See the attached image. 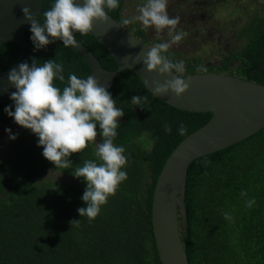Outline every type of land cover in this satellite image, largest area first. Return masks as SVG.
I'll return each mask as SVG.
<instances>
[{
    "label": "trees",
    "instance_id": "trees-1",
    "mask_svg": "<svg viewBox=\"0 0 264 264\" xmlns=\"http://www.w3.org/2000/svg\"><path fill=\"white\" fill-rule=\"evenodd\" d=\"M240 1L168 0L169 16L180 17L177 30L187 33L181 42L191 41L196 50L209 43L215 50L211 61L169 49L166 55L184 61L183 77L199 72H229L264 85V9L257 6L245 23L235 20L225 28L215 20V9L235 4L234 10L240 11ZM52 3L44 0L39 22H43V13ZM123 10L124 0H120L119 7L107 12L120 24ZM29 28L25 30L24 62L31 64L35 58L41 63H58L70 58L69 67L76 73L82 70L80 56L58 39L34 50ZM123 28L147 45L162 42L138 22ZM163 31L167 33V29ZM74 35L103 68L116 69L114 59L90 31ZM20 49L19 43L0 45V72L15 62ZM238 61L241 66L230 70ZM201 67L206 71L197 70ZM63 70L67 79L71 73L67 68ZM54 85L61 89L66 86L58 79ZM108 91L117 107L125 111L120 118L126 121L119 120L114 143L124 146L129 156L127 180L115 195L109 196L95 219L80 217L77 209L86 206L81 200L86 185L83 178L73 174L85 160L98 159L94 142L72 153L70 164L62 167L42 155L37 136L29 129H14L17 139H9L0 158V264H161L151 222L156 180L174 148L205 125L211 114L185 112L163 103L128 69L116 76ZM133 96L148 97L145 109L131 104ZM12 104L0 103V123L13 120L4 112L5 106ZM180 122L187 127L186 136L177 134ZM164 123L172 125L171 134L163 131ZM97 132L98 141V126ZM45 170H55L66 179H45ZM242 191L246 197L241 196ZM253 197L256 203L247 208L245 201ZM185 206L188 228L180 229V234L189 264H264V128L193 161L187 172ZM225 212L232 216L231 221L224 218ZM76 220L78 224H71Z\"/></svg>",
    "mask_w": 264,
    "mask_h": 264
},
{
    "label": "clouds",
    "instance_id": "clouds-1",
    "mask_svg": "<svg viewBox=\"0 0 264 264\" xmlns=\"http://www.w3.org/2000/svg\"><path fill=\"white\" fill-rule=\"evenodd\" d=\"M119 3L120 0H53L51 7L43 13L42 23L33 18L30 7H22V12L24 20L30 25L29 39L34 50L38 51L57 39L64 47L77 46L74 34L88 33L96 21L106 22L107 10L116 9ZM167 5L168 0H146L138 8V15L122 18L118 27L140 22L145 30L150 27L157 32L167 29L169 40L156 43L127 59L132 65L142 62L149 72L158 71L161 75L172 77L162 84L154 81V89L147 85L154 97L167 96L171 92L175 98H180L190 87L182 75L185 63L183 60L174 61L166 53L187 33L177 30L180 17H170ZM197 70L206 71L203 67ZM63 71V66L55 60L41 63L35 58H32L31 64L25 61L11 69L7 79L15 88L10 94L13 104L5 106L4 112L16 124L35 134L37 146L43 149L42 155L62 167L70 164L68 158L72 153L81 152L89 143L96 141L99 127L101 140L96 143L95 150L98 159L85 160L73 174L76 178H83L86 185L81 196L86 206L78 208L77 212L80 217L92 220L100 213L109 196L115 195L119 185L128 178L125 169L129 156L124 146L114 143L119 118L124 116L125 111L117 107L111 93L91 75L80 78L71 74L67 83L64 81L66 86L62 89L55 86L54 80H64ZM147 100V96H133L131 104L145 109ZM162 127L166 134L172 133L171 124L164 123ZM176 131L178 135L186 136L188 130L180 122ZM5 132L10 140L17 139L18 134H13L10 128H6ZM241 196L246 197L247 193L242 191ZM255 203L253 197L245 201V206L251 208ZM223 215L226 220H232L229 213ZM73 223L78 224L79 220Z\"/></svg>",
    "mask_w": 264,
    "mask_h": 264
},
{
    "label": "water",
    "instance_id": "water-1",
    "mask_svg": "<svg viewBox=\"0 0 264 264\" xmlns=\"http://www.w3.org/2000/svg\"><path fill=\"white\" fill-rule=\"evenodd\" d=\"M43 2L44 0H0V45L7 42L21 45L15 62L0 72L1 104L13 103L10 94L15 88L7 77L11 69L24 62L27 48L25 30L29 23L24 20L22 7H30L33 18L37 19ZM107 16L106 22H94L90 33L114 59L115 70L103 68L99 59L81 42L78 41L75 47L70 46L89 66V75L95 77L100 86L109 90L116 76L125 69L138 76L149 91V88L154 89V81L162 84L172 78L161 75L158 71L149 72L142 62L132 65L127 57L149 47L123 27H118L120 24L108 12ZM131 44L136 46L129 47ZM239 66L240 61L233 63L230 70ZM183 78L190 87L180 98H175L171 92L167 96L155 98L181 111L210 113L211 118L174 148L157 177L152 197L151 222L161 264H189L180 229L188 228L185 188L190 164L200 157L228 148L264 128L263 84L245 80L229 72H199ZM60 81L67 83L65 77ZM10 123L8 121L4 124Z\"/></svg>",
    "mask_w": 264,
    "mask_h": 264
},
{
    "label": "rangeland",
    "instance_id": "rangeland-1",
    "mask_svg": "<svg viewBox=\"0 0 264 264\" xmlns=\"http://www.w3.org/2000/svg\"><path fill=\"white\" fill-rule=\"evenodd\" d=\"M171 0H169L170 2ZM146 3V0H124V10H123V17H131L134 15H138V8L143 6ZM239 5L242 7L240 11H235L233 5H227L228 8L220 7L215 9V20L218 24H221L223 28L232 24L235 20L239 22L242 21L245 23L248 18H250L251 12L254 11V8L259 6L261 9H264V0H241ZM238 5V6H239ZM253 16V15H252ZM241 22V23H242ZM140 23V22H138ZM150 33L156 34L157 37L166 33L165 31L157 32L154 27L148 28ZM153 36V35H152ZM192 42L189 40H185V43L181 42L179 47L174 45L173 50L175 53H179L181 55H192L194 57H201L203 60L209 59L211 61L214 60L215 50L213 47L210 46L209 43H204L200 46L199 50L193 49ZM21 127L20 125L16 124L15 122H11L9 125L1 124L0 125V158L3 157L4 153L7 150V146L9 145V137L8 134L5 132L6 128H10L12 131ZM43 177L45 179L50 178L53 181H62L66 179L61 173L56 171H44ZM73 181H76V178H71Z\"/></svg>",
    "mask_w": 264,
    "mask_h": 264
},
{
    "label": "flooded vegetation",
    "instance_id": "flooded-vegetation-1",
    "mask_svg": "<svg viewBox=\"0 0 264 264\" xmlns=\"http://www.w3.org/2000/svg\"><path fill=\"white\" fill-rule=\"evenodd\" d=\"M125 30H127L128 32H129V30L128 29H125ZM129 33H131V32H129ZM132 34V33H131ZM151 35H153V37H157V35L156 34H152V33H150ZM133 35V34H132ZM134 36V35H133ZM136 37V36H135ZM161 40H162V42L163 41H166V40H169L170 38H169V36H168V33H163L162 35H160V36H158ZM136 38H138V37H136ZM138 39H140V38H138ZM141 40V39H140ZM142 41V40H141ZM144 43V42H143ZM145 44V43H144ZM147 45V44H146ZM179 45L180 44H177V46L179 47ZM149 48L151 47L150 45H147ZM173 48H174V45L172 46ZM170 48L171 50H173V48ZM175 49V48H174ZM174 51V50H173ZM175 52V51H174ZM63 61L64 62H58L59 64H61L62 66H63V69L64 68H67L69 71H70V73L71 74H76L78 77H80V78H85V77H87L88 75H89V73H90V68H89V66H87L85 63H84V61L83 60H80L81 62L79 63L80 65H81V71L80 72H77L76 73V71L74 72L70 67H69V62H70V58H68V59H63ZM75 62H77V61H75ZM76 68H77V66H76ZM76 68H75V70H76ZM64 77V76H63ZM135 110H138V109H135ZM120 119V121H121V119H123V118H119ZM124 120V119H123ZM124 121H126V120H124ZM12 122V121H11ZM14 122V121H13ZM98 142H100V140H96V141H94V144H95V147H96V143H98ZM45 171H47V170H45ZM50 171H55V170H50ZM57 172V171H56Z\"/></svg>",
    "mask_w": 264,
    "mask_h": 264
}]
</instances>
